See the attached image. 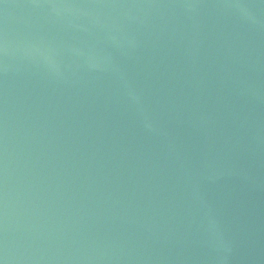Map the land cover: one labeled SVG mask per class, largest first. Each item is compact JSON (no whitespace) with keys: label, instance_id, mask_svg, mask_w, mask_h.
<instances>
[{"label":"water","instance_id":"1","mask_svg":"<svg viewBox=\"0 0 264 264\" xmlns=\"http://www.w3.org/2000/svg\"><path fill=\"white\" fill-rule=\"evenodd\" d=\"M0 264H264V0H0Z\"/></svg>","mask_w":264,"mask_h":264}]
</instances>
